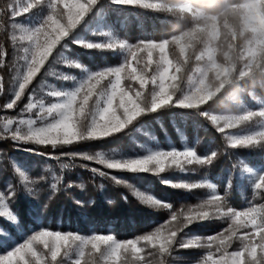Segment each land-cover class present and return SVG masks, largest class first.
Segmentation results:
<instances>
[{
    "label": "snow or ice",
    "instance_id": "obj_1",
    "mask_svg": "<svg viewBox=\"0 0 264 264\" xmlns=\"http://www.w3.org/2000/svg\"><path fill=\"white\" fill-rule=\"evenodd\" d=\"M112 2L117 5L139 4L169 13L191 12L192 23L187 30L159 42L140 40L132 45L116 41L99 43L76 40L77 44L87 49H124L127 56L118 66L89 71L70 91L50 92L49 95L60 98V102L47 108L41 106V111L49 118L42 126H34V120L20 119L17 126L13 127L14 120L5 119L0 139L7 138L16 144L51 145L53 149L57 146L103 140L121 133L138 118L165 107L199 108L226 86L235 89L232 99L238 102V82L251 78L255 83L257 72L264 86V0H207L206 4L196 6L184 3H148L146 0ZM96 4L97 0H27L22 5L9 6L13 18L31 13L38 7H45L48 11L22 37L31 47L23 49L25 55L19 58L22 63L14 65L18 76L14 77L12 96L3 104V109L13 110L17 107L58 46L64 47L62 41L85 20ZM209 8L219 11L213 14L200 10ZM12 27L19 25L13 24ZM197 44L203 45L204 50L195 58L201 60L206 56V67L200 69L199 77L187 91H181L179 74L188 63L190 51ZM170 45H174L178 52L175 58L169 55ZM5 56L6 53L0 49V66L3 65ZM238 64L243 66L238 68ZM76 67L81 65L76 64ZM126 81L129 83L126 84ZM178 91L181 92L180 95H177ZM0 92H3L2 78ZM25 108L31 111L36 108V104L29 103ZM255 118L264 120V107L259 111L243 110L238 115L212 116L211 120L224 133L226 129L236 128ZM24 124H27L26 131L20 127ZM229 139L233 148L256 145L264 147V127ZM21 150L35 151L32 148ZM64 155L73 159L79 156L110 170L160 174L167 169L193 171L189 166L210 164L217 152L212 151L210 155L201 157L192 148L177 150L173 147L171 150H148L146 154L134 157H117L99 151L94 154ZM16 171L24 177V173L18 168ZM91 171L99 176L109 177V173L97 168H91ZM110 178L131 189L136 198L149 208L169 210V219L147 234L126 240H119L111 234L81 235L41 227L12 246L6 254H0V264H65L64 258L73 256L70 264H97L98 260L103 261V264H128L130 257L142 259L139 256L143 251L139 246L141 242L144 246L155 249L161 258L160 264H166L165 256L171 255L173 246L178 242V233L212 216L225 218L228 226L208 236L205 243L197 236L179 245L181 248L208 249L195 264H264V206H252L243 210L225 207L226 197L214 192L195 207L176 211L171 202L141 191L116 176ZM163 183L188 190L204 186L201 183H174L167 180ZM253 188L264 190V171L255 176ZM10 192L14 196V191L10 189ZM7 195L8 193L0 191V207L4 208V215L15 220V215L5 205ZM234 241H239V245L229 251Z\"/></svg>",
    "mask_w": 264,
    "mask_h": 264
},
{
    "label": "trees",
    "instance_id": "obj_2",
    "mask_svg": "<svg viewBox=\"0 0 264 264\" xmlns=\"http://www.w3.org/2000/svg\"><path fill=\"white\" fill-rule=\"evenodd\" d=\"M164 4H175L181 0H153ZM192 6L203 5L207 0H186ZM232 2H243V0H232ZM8 0H0V49L6 53L3 65L0 66V78H2L3 92H0V121L6 116H17L22 108L26 93L22 101L13 110L3 109L6 102V93L11 84L10 52L11 46L7 36L9 11ZM209 13H215L219 9H202ZM105 15L106 24L119 37L128 43L140 40L171 39L172 35H178L181 31L191 26L192 17L185 13L158 11L145 8L140 5H117L112 0H97L93 10L85 17V20L77 26L70 34L66 42L72 49L70 56H75L84 65L100 66L105 59L110 58L113 50L110 49H84L79 44L73 43L72 37L84 32L86 25L93 20L98 13ZM91 38L93 35H89ZM62 47L58 46L52 58L46 62L45 67L33 81L31 88L39 82L47 71L62 65L58 53ZM192 65V61L189 65ZM65 69L66 67L63 66ZM187 68L184 72L187 74ZM49 78H53L49 76ZM184 77L178 81L180 89L184 85ZM238 98L244 102H254V96H264V86L260 82L257 72L255 83L251 78H244L238 82ZM235 91L231 86H226L212 100L199 108L185 109L179 107H165L156 113H148L138 118L121 133L97 141L80 142L73 145L57 146L53 149L51 145L16 144L10 139H0V155L3 160L6 157L24 155L39 162L42 169L45 167L52 171L42 174V181L36 185L47 190V181L50 173L55 176V189L48 196L40 198L44 208L40 216V225L58 230H69L83 234L112 233L117 239L124 240L135 238L150 230L155 229L164 221L169 219L170 213L167 209L149 208L141 203L132 190L124 184L115 183L110 176L132 184L135 188L154 194L158 198L169 201L176 211L185 207L195 206L206 197V191L198 189H178L170 187L163 181L179 183L182 180L190 183L195 179L210 178L215 184L216 194L225 196V207L243 209L246 207L264 206V190L252 192L236 176L241 163L255 164L260 162L264 155V147H231L228 138L218 130V126L211 120V114H218L226 107L235 109L228 95ZM252 92L250 95L249 92ZM206 113V115H205ZM150 131L156 144L164 149L171 147H182V137L185 143L201 157L210 155L212 151L217 152L210 164L191 165L188 171L182 174L178 169H167L164 173H129L106 169L103 165L94 161H85L79 156L72 158L65 153H88L121 151L135 154L143 150V145L154 144V141L140 129ZM32 148L29 152L21 149ZM39 153H44L43 155ZM85 165L87 167H85ZM6 171L13 174L11 165L5 163ZM91 168L109 173V177L94 174ZM41 169V171H43ZM40 170V169H38ZM195 178V179H193ZM14 177V184L18 186V199L12 206L19 223L26 230L33 226L30 216L39 205L36 195L27 197L24 188ZM27 198V199H26ZM4 221L0 218V224ZM204 227L205 234L213 235L221 230L223 223L219 219L211 218L196 222L178 233L177 243L173 246L170 259L179 260L177 255L190 256L194 249H178L182 238L187 232H194ZM177 247V249H175ZM175 257V258H174Z\"/></svg>",
    "mask_w": 264,
    "mask_h": 264
},
{
    "label": "rangeland",
    "instance_id": "obj_3",
    "mask_svg": "<svg viewBox=\"0 0 264 264\" xmlns=\"http://www.w3.org/2000/svg\"><path fill=\"white\" fill-rule=\"evenodd\" d=\"M26 2L27 0H8L7 9L9 11V21H8V26H7V36L9 38L10 46H11L10 59H9L10 60L9 61L10 72H11V75H10L11 84L6 93V102L12 96V92L14 88V77L18 76V72L14 68V65H17L18 63H22V61L19 58L25 55L23 49L25 47H29V48L31 47L30 43L26 39H22V37H24L26 34V31H30L31 28L39 21L40 17H42L43 15H46L48 11V9L45 7H38L32 10L31 13L23 14L19 17L13 18L10 14L11 8L9 6L10 5L18 6ZM146 2L161 3V2H154L153 0H146ZM181 3L190 5V3L187 2L186 0H181L178 3H175L173 5H178ZM136 5H139V4H136ZM185 14H188L189 16L192 17L191 12L185 13ZM104 17L105 15L103 13L101 12L98 13L96 17L86 25L84 32L82 34L72 37L73 43H76L75 42L76 40H81L85 42H99V43H108L110 41H116L118 43L123 42L126 44H132V45H135L139 42V41H136L135 43H128L122 37H119V35L117 36L111 30V28L106 24ZM13 24H18L19 27L13 28L12 27ZM89 35H93V37L91 38ZM160 40H156V41L159 42ZM62 44L64 45V47H62L58 53V58L61 60L62 65L58 68H54V69L47 71L45 76L41 77L37 85H35L34 88H31V92H29V94L25 96L22 108L19 110L17 116H9V117L6 116L0 121V133L3 132V124H4L5 119H13L14 120L13 127L17 126V122L20 119H23L25 121L34 120L36 121L34 126H42L43 123L47 122L49 118L46 116L45 113L41 111V106H43V108H47L51 106V104L53 103L60 102V98L49 95L50 92L70 91L77 85V83L80 80H82L86 76V74L89 71L99 70L106 66H118L120 63H122L124 57L127 56L126 50L116 48L112 51L110 55L111 57L105 59L106 63H104L103 65L93 66L91 64V66H88V65H84L81 62H79V60L75 58L76 55L70 56L69 52L72 51V49L66 42L65 43L62 42ZM83 48L85 49V47ZM203 50H204V46L197 44L195 49L190 51V58L188 60V63L184 66L182 73L179 74L181 78L183 76L185 79L184 85L181 88V91H187L189 87L192 86V82L195 81L199 77L200 69L203 67H206V64H207L206 56L204 57V59H201V60H197L195 58L196 55H198ZM169 55L172 58H175L178 55V52L175 49L174 45L169 46ZM218 58L222 59V57H218ZM190 61H192V65L191 64L189 65ZM76 64H80L81 67L77 68ZM63 66H65L66 68L64 69ZM242 66H243L242 64L237 65L238 68ZM185 67L188 69L187 74H185L184 72ZM49 76H52L53 78H49ZM65 77L67 78L65 79ZM127 83L129 82L126 81V84ZM135 87H138V85H135ZM149 87L151 88V85H149ZM233 92L229 93L228 98L230 99L232 105H234L235 109L231 107H226L222 112L218 114H211L210 117L238 115V114H241L243 110L259 111L262 107H264V96H254L255 98L254 102H252L251 104L248 102H244L242 98H238V102L236 100H233L232 99ZM180 94L181 92L178 91L177 95H180ZM249 94L251 95L252 92L250 91ZM236 95L238 97L237 92H236ZM29 103L36 104V108H33L31 111H28L25 108V106L28 105ZM20 127L23 131L27 130V124L20 125ZM262 127H264V120L255 118L253 119V121L246 123V124H241L240 126L236 128L226 129L225 134L228 138L229 144L231 145L229 137L239 136V135H244V134H248L251 132L259 131L261 130ZM140 133H144L145 135L149 136L150 139L154 141V144H151V145L149 144L146 146L143 145V150L135 154H128V153H124L118 150L110 151L105 154L115 155L117 157H121V156L134 157L137 155L146 154L148 150H171V148H173L171 147L169 149H164L160 147L158 144H156L154 137L151 136L150 131H147L142 128L140 129ZM182 138H183L182 147H174V148H176L177 150H183L185 148H192L188 144L185 143L184 141L185 138L184 137ZM256 146H260V145H256ZM5 163L6 164L9 163L11 165V169H12L11 172L13 173L12 175L8 171H6ZM195 165L197 164H194L193 166ZM17 168L21 172L24 173V177H21L19 172L16 171ZM41 169L42 167L40 163L37 161L35 162L34 159L30 157H27L24 155H20V156L14 155V156H11L10 158L8 157V159L5 157L3 160L2 156L0 155V191L8 193L6 200H5V205L7 206L8 211L13 213L16 217L15 220L9 219L6 215L3 214L4 208L0 207V218L2 221H4L3 224H0V229H3V231L0 232V254H6V252L8 250H11V247L14 246L16 243L22 242V240L26 238L28 235H31L34 231L39 230L41 227H44L40 225V216L43 211L42 208H44L41 203L40 198L42 197V199L44 200V196H48L49 193H51L55 189L56 179H55V176L50 173L49 180H46L47 190H45L43 187L41 188L40 187L41 185H36V183L40 182V180L42 179V177L40 176H42V174H44L45 171H52L47 167L46 168L44 167L42 169L43 171H41ZM261 171H264V155L262 159L260 160V162L258 163H255V164L241 163L240 169L236 171V176L239 179V181L242 182L248 189H251L252 192H255L256 190L253 188V180L255 176L258 175ZM179 172H181L182 174L187 173V172H183L180 170ZM15 176L18 178L17 182L19 183V185H21L24 188V194L27 197L36 195L35 198L39 199V205H41V206H37L36 209H34L33 214L30 216L31 220L33 221V226L29 228V230H26V228L22 224L19 223V219L16 213L12 210V206L18 203L16 202V200L18 199V195H19L17 193L18 186L16 185V183L14 184L13 182ZM181 182H185V180H182ZM190 183H201L202 185H204L203 187H201L202 189L206 191V197L204 198V200L208 199L214 192L216 193L215 184L212 182L210 178L204 179V178L199 177V179H195L194 181H191ZM208 185H213L214 187H208ZM10 189L14 191V196L11 194ZM203 201H200L197 204L202 203ZM195 206L185 207L183 208V210L186 211L188 208H192ZM243 209H237V210H243ZM181 210L182 209H179V211ZM211 218L219 219V222L223 223V227L221 228V230L228 226V221L225 218L218 217V216H212L209 219ZM204 227H207V226H203V228H200L194 232H187L185 236L182 238L181 243L188 242L189 240H193L197 236L200 238L202 243H205L207 241V237L210 235L205 234ZM44 228H47L52 231H62V230H58V229L51 228V227H44ZM62 232H73L76 234H81V233L69 231V230H64ZM90 234H105V235L111 234L113 235L112 233H95V232H91L89 234L82 233L81 235H90ZM5 237H7V239H5ZM135 238H129V239H135ZM238 245H239V241H234L233 247L230 248L229 251L233 250ZM139 246L143 248V251L139 254V256L142 257V259H136V258L130 257L128 264H160L161 258L155 249H152L150 246H147V247L144 246L142 242ZM175 249H177V247ZM178 249H181V247L180 248L178 247ZM183 249H194L195 251L191 252V255L187 257L182 256V254H179V256L177 255V258L180 257L179 260L169 261L170 255H166L165 256L166 264H195V262L198 261L208 251L207 248H203V247L201 248H196V247L182 248V250ZM73 259H74V256L72 258H64L65 264H70V261ZM97 264H103V261L98 260Z\"/></svg>",
    "mask_w": 264,
    "mask_h": 264
}]
</instances>
